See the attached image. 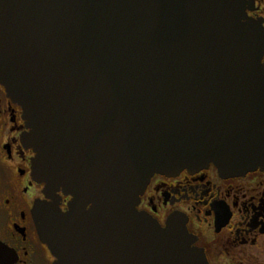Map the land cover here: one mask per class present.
I'll return each instance as SVG.
<instances>
[{
    "label": "water",
    "instance_id": "1",
    "mask_svg": "<svg viewBox=\"0 0 264 264\" xmlns=\"http://www.w3.org/2000/svg\"><path fill=\"white\" fill-rule=\"evenodd\" d=\"M244 5L0 0V86L54 202L35 207L53 264H208L179 217L137 206L154 175L264 169V28Z\"/></svg>",
    "mask_w": 264,
    "mask_h": 264
},
{
    "label": "flooded vegetation",
    "instance_id": "2",
    "mask_svg": "<svg viewBox=\"0 0 264 264\" xmlns=\"http://www.w3.org/2000/svg\"><path fill=\"white\" fill-rule=\"evenodd\" d=\"M244 11L264 28V0H245ZM260 64L264 69V54ZM26 132L20 107L0 86V264H53L37 234L35 207L54 202L33 179L34 154L22 143ZM69 200L57 201L62 211ZM137 210L161 228L179 217L208 264H264V169L231 177L210 165L174 177L154 175Z\"/></svg>",
    "mask_w": 264,
    "mask_h": 264
}]
</instances>
